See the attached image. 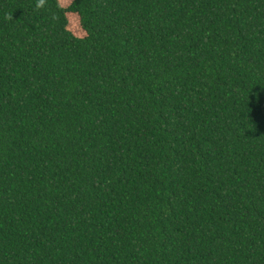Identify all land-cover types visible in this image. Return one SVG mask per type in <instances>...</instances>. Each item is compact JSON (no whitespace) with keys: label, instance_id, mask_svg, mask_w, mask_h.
Returning a JSON list of instances; mask_svg holds the SVG:
<instances>
[{"label":"trees","instance_id":"1","mask_svg":"<svg viewBox=\"0 0 264 264\" xmlns=\"http://www.w3.org/2000/svg\"><path fill=\"white\" fill-rule=\"evenodd\" d=\"M37 4L0 0V264H264V0Z\"/></svg>","mask_w":264,"mask_h":264},{"label":"rangeland","instance_id":"2","mask_svg":"<svg viewBox=\"0 0 264 264\" xmlns=\"http://www.w3.org/2000/svg\"><path fill=\"white\" fill-rule=\"evenodd\" d=\"M70 2L71 0H65V5L63 7H67L70 4ZM67 18H68V27L70 31L76 36L79 37L84 36L85 34L79 26L78 17L73 14H67Z\"/></svg>","mask_w":264,"mask_h":264},{"label":"clouds","instance_id":"3","mask_svg":"<svg viewBox=\"0 0 264 264\" xmlns=\"http://www.w3.org/2000/svg\"><path fill=\"white\" fill-rule=\"evenodd\" d=\"M45 0H38L37 7H42L44 5ZM57 5L59 7H63L65 5V0H57Z\"/></svg>","mask_w":264,"mask_h":264}]
</instances>
